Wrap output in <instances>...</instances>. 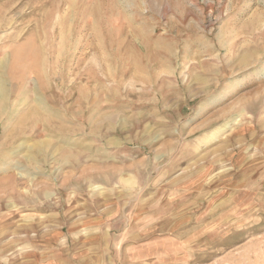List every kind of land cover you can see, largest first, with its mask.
<instances>
[{
	"label": "rangeland",
	"instance_id": "rangeland-1",
	"mask_svg": "<svg viewBox=\"0 0 264 264\" xmlns=\"http://www.w3.org/2000/svg\"><path fill=\"white\" fill-rule=\"evenodd\" d=\"M0 264H264V0H0Z\"/></svg>",
	"mask_w": 264,
	"mask_h": 264
},
{
	"label": "bare ground",
	"instance_id": "bare-ground-1",
	"mask_svg": "<svg viewBox=\"0 0 264 264\" xmlns=\"http://www.w3.org/2000/svg\"><path fill=\"white\" fill-rule=\"evenodd\" d=\"M220 98V97H219Z\"/></svg>",
	"mask_w": 264,
	"mask_h": 264
}]
</instances>
